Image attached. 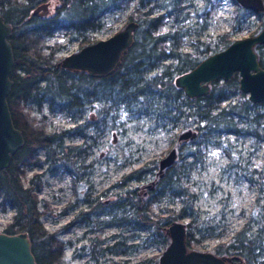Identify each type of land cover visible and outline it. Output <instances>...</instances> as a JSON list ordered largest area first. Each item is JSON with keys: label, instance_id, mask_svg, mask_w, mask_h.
Listing matches in <instances>:
<instances>
[{"label": "trees", "instance_id": "obj_1", "mask_svg": "<svg viewBox=\"0 0 264 264\" xmlns=\"http://www.w3.org/2000/svg\"><path fill=\"white\" fill-rule=\"evenodd\" d=\"M49 1L53 3L50 14L31 13L37 4H49ZM218 1L201 0L194 11L195 22H199V25L182 27L174 23L165 25L169 11H180V0H161L159 4L163 9L158 12L152 10L149 0H135L134 7L141 10H131L127 14V21L134 20L136 23L131 42L120 54L115 67L105 74L91 76L85 70L61 66V57L56 56L61 45L57 41L44 45L41 38L51 34L58 26H67L72 30V35L80 34L85 43H90L94 39L87 31L101 26L97 17L103 10L107 6L123 7L127 5V0H0V16L10 26L7 41L13 58L8 74L11 85L5 101L11 122L23 139L9 163L0 169V206L7 203L14 209L2 232H25L36 264H62L63 246L68 241L48 232L38 221L40 211L36 208L37 197L34 192L39 186L37 174L29 175L27 185L23 186L20 181L23 171L18 164L31 161L34 149L42 147L48 171L55 170L58 163H63L67 170L73 171L67 165V156L74 148L63 144L61 139L70 131L82 132L81 127L88 122L83 120L67 128H47L43 115L39 113L37 118L33 117L23 107V103L31 102L35 110L41 112L40 104L47 100L50 110L58 107L67 113L74 111L78 116L82 112L93 111L103 118L111 116L117 105L123 104L128 112L155 111L158 116L165 115L169 121L178 122L182 130L194 131L195 136L212 131L217 134L247 132L256 141L264 143V109H254L258 103L250 102L241 92L237 97L223 102L229 92L238 90L235 73L229 79L209 82L207 93L196 97L185 96L181 88L174 85L176 75L189 70L203 57L222 49L232 40V32L238 27L237 18L244 11L236 3L229 30L214 37L204 33ZM185 35L191 36L187 51L180 49ZM202 36L204 38L200 39ZM254 50L262 66L264 50L261 45H254ZM155 95L159 102L153 107ZM222 140L216 137L215 143ZM174 148V161L160 172H157L155 162L151 161L117 182L121 190L114 195V204L121 208L122 214L116 219L99 223H132L136 228H148L151 234L164 236L166 226L186 211L194 218L193 211L188 208L192 189L185 179L191 161L176 163L183 152L191 149L184 141H177ZM259 165L258 172L264 178V151ZM77 167L80 170L84 168L80 164ZM145 172H150L151 177H144ZM134 179H140L141 184L134 187L126 184L127 180ZM166 189L170 195L179 198L180 207L175 216L158 217L153 211V202ZM102 203L100 201L95 207H101ZM42 208H46L44 201ZM257 209V216L251 214L227 242L213 247L216 254L234 253L243 264H264V204ZM93 211L94 208L90 213ZM184 242L188 248L194 244L186 230ZM85 246L82 245L83 248ZM86 247L83 251L87 252L93 263L101 264L97 258L103 249L98 247V241L90 237ZM108 248L113 250V245ZM145 263L147 260L137 264Z\"/></svg>", "mask_w": 264, "mask_h": 264}, {"label": "rangeland", "instance_id": "obj_2", "mask_svg": "<svg viewBox=\"0 0 264 264\" xmlns=\"http://www.w3.org/2000/svg\"><path fill=\"white\" fill-rule=\"evenodd\" d=\"M127 1L123 7L107 6L97 17L101 26L87 31L94 40L121 29L131 10H141L134 7L135 0ZM160 1L149 0L153 11H162ZM200 3L201 0H180V11H169L165 25L198 26L194 11ZM234 4L233 0H219L213 7L204 33L214 37L229 30ZM52 7V1L47 2L45 15L50 14ZM263 19L264 11L244 9L237 18L238 27L232 32V38L253 34ZM71 33L69 27L58 26L51 34L43 36L41 43L48 45L57 41L61 47L56 56L60 58L86 44L80 34ZM190 37H183V50L189 49ZM238 93V90L229 92L223 102L237 97ZM156 97L153 98V107L159 102ZM22 105L33 117L42 114L47 128H67L83 120L88 122L81 127L82 132L70 131L61 139L63 144L74 148L67 156V165L73 171L67 170L63 163L56 164L55 170L48 171L42 147L34 149L31 161L18 164L23 171L20 176L23 186L27 185L29 175L37 174L39 186L34 192L36 208L40 211L38 221L48 232L68 241L63 246L62 264H94L87 252L83 251L90 237H94L98 247L103 249L97 258L101 264H137L143 260H147L145 264H157L158 255L168 242L167 234H151L148 228H136L132 223L99 221L116 219L122 214L121 208L114 204V195L121 190L117 182L147 162L154 161L157 165L158 159L175 147L177 141H184L191 149L183 152L176 163L191 161L185 179L192 189L188 208L193 211L194 218L186 211L174 220L188 223L185 230L194 242L192 248L213 251L214 246L227 242L251 214L257 216V207L264 204V178L258 172L264 143L256 141L247 132L217 134L212 131L178 140L177 135L182 131L178 122L169 121L165 115L158 116L155 111L128 112L120 104L111 116L103 118L93 111L82 112L78 116L74 111L67 113L58 107L50 110L47 100L41 102V112L35 110L31 102ZM256 108L264 109L262 103H258ZM216 137L226 140L215 143ZM79 164L84 166L82 170L77 167ZM143 174L146 178L151 177L150 172ZM126 184L134 187L140 185L141 180H127ZM43 201L46 208H42ZM100 201L103 202L102 206L95 207ZM179 207V198L170 195L167 189L153 202V211L158 217L175 216ZM93 208L95 211L90 213ZM13 213L14 209L9 204L0 206V231ZM85 214L87 216L83 217ZM82 245L86 246L83 248ZM110 245H113V250L108 248Z\"/></svg>", "mask_w": 264, "mask_h": 264}, {"label": "water", "instance_id": "obj_3", "mask_svg": "<svg viewBox=\"0 0 264 264\" xmlns=\"http://www.w3.org/2000/svg\"><path fill=\"white\" fill-rule=\"evenodd\" d=\"M236 4L252 12L264 11V0H233ZM47 2H41L31 9V13L46 12ZM136 23L128 20L121 29L105 38L96 39L80 46L77 50L62 56L61 66L85 70L91 76L109 72L118 63L120 54L129 45ZM10 26L0 16V169L5 167L11 155L18 149L23 139L10 119L6 105V95L11 81L8 78L13 58L7 37ZM264 47V19L259 30L250 35L235 37L222 49L210 53L192 68L174 78V85L181 88L187 97L207 93L209 82L229 79L237 75V89L250 102L264 103V63L259 65L253 46ZM195 132L190 129L178 133L177 139L191 138ZM176 157L174 147L157 161V172L170 165ZM168 242L158 255L157 264H241L230 256H217L211 251L188 248L184 242L185 224L178 220L166 226ZM0 264H36L29 248L25 232L7 234L0 231Z\"/></svg>", "mask_w": 264, "mask_h": 264}, {"label": "flooded vegetation", "instance_id": "obj_4", "mask_svg": "<svg viewBox=\"0 0 264 264\" xmlns=\"http://www.w3.org/2000/svg\"><path fill=\"white\" fill-rule=\"evenodd\" d=\"M38 14H40V13H38ZM45 14H47V12H45L44 14H40V15H45ZM260 26H261V25H260ZM258 30H259V29H258ZM256 32H257V31H256ZM256 32H255V33H256ZM253 34H254V33H253ZM256 45H259V44H256ZM180 47H181V46H180ZM253 49H254V46H253ZM261 49L264 50V47H263L262 45H261ZM183 51H185V50H183ZM211 252H213V253H214L215 255H217V256H230L232 260L240 261L241 264H243L242 261L234 255V253H230L229 255H218V254H216V253L214 252V250L211 251ZM227 263H228V262L226 261L225 264H227Z\"/></svg>", "mask_w": 264, "mask_h": 264}, {"label": "built area", "instance_id": "obj_5", "mask_svg": "<svg viewBox=\"0 0 264 264\" xmlns=\"http://www.w3.org/2000/svg\"><path fill=\"white\" fill-rule=\"evenodd\" d=\"M180 49L183 50V49H182V46L180 47ZM187 50H188V49H187ZM187 50H185V51H187Z\"/></svg>", "mask_w": 264, "mask_h": 264}]
</instances>
